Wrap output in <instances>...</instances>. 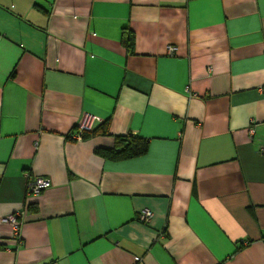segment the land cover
<instances>
[{
  "label": "crops",
  "instance_id": "obj_1",
  "mask_svg": "<svg viewBox=\"0 0 264 264\" xmlns=\"http://www.w3.org/2000/svg\"><path fill=\"white\" fill-rule=\"evenodd\" d=\"M263 144L264 0H0V264H264Z\"/></svg>",
  "mask_w": 264,
  "mask_h": 264
},
{
  "label": "trees",
  "instance_id": "obj_2",
  "mask_svg": "<svg viewBox=\"0 0 264 264\" xmlns=\"http://www.w3.org/2000/svg\"><path fill=\"white\" fill-rule=\"evenodd\" d=\"M123 43L127 49L133 53L135 48V36L131 32L125 30ZM90 134H103L108 135V125L102 124L98 129L87 132L84 138ZM148 150V141L137 136L117 137L115 146L112 149H97L96 154L103 158L110 160H125L145 154Z\"/></svg>",
  "mask_w": 264,
  "mask_h": 264
},
{
  "label": "built area",
  "instance_id": "obj_3",
  "mask_svg": "<svg viewBox=\"0 0 264 264\" xmlns=\"http://www.w3.org/2000/svg\"><path fill=\"white\" fill-rule=\"evenodd\" d=\"M170 55H174L177 51L175 47H169L168 49ZM97 122H101L98 118H96ZM255 121L251 122V126L249 127V134L252 136L254 134L253 125ZM93 126L92 123L89 121H84L75 128L73 137L76 140H82L84 138L85 133L92 132ZM261 153L264 154V144L261 149ZM52 186V182L43 177H36L29 181L28 183V195L29 196H38L44 190L49 189ZM153 217V213L151 211H144L141 215V221L145 223H150ZM4 222L9 223L13 226L15 235L21 240L20 228L23 224V217L22 213L16 212L13 213L3 219Z\"/></svg>",
  "mask_w": 264,
  "mask_h": 264
}]
</instances>
